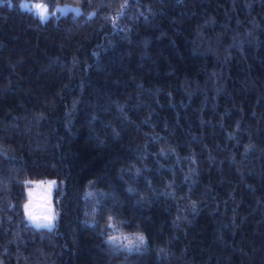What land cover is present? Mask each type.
I'll list each match as a JSON object with an SVG mask.
<instances>
[{
    "label": "trees",
    "instance_id": "16d2710c",
    "mask_svg": "<svg viewBox=\"0 0 264 264\" xmlns=\"http://www.w3.org/2000/svg\"><path fill=\"white\" fill-rule=\"evenodd\" d=\"M0 3V264H264V0ZM54 177L56 218L25 217ZM144 237L108 242L109 225Z\"/></svg>",
    "mask_w": 264,
    "mask_h": 264
},
{
    "label": "rangeland",
    "instance_id": "374dc122",
    "mask_svg": "<svg viewBox=\"0 0 264 264\" xmlns=\"http://www.w3.org/2000/svg\"><path fill=\"white\" fill-rule=\"evenodd\" d=\"M22 3L28 4L29 7L27 9H31L34 13H36L39 16L40 19L41 17L38 14V10L33 7V5L35 4H41L43 6H46L47 12H48L46 18H48L50 15H59V14L66 13L68 11H72L75 13L79 11V7L77 5H73L69 3L55 4L53 6H50L46 0H20L19 5L21 6ZM75 10H78V11H75ZM50 181H55L56 183L52 187V189L49 191L48 182ZM56 186H57V180L54 177L39 178V179L28 181V185L26 186V193H25L26 199L23 202V211H24V215L26 219L32 225L35 226L34 222L31 221L28 218V216H26L25 209H24V205L28 204L29 202L31 203V211L33 212L34 215H37V216H43V215L48 214V208L51 207L52 212L54 214V220L52 222L51 227L54 225L57 213H56V206H55L54 199H53V193H54ZM29 193H31V195H29ZM110 236H124L134 241V244L131 247H127L126 241L121 240L116 244H112L113 246H116V247L118 246V247H122L126 249H131V248H137L141 245L136 241V237L138 236L137 234L125 233L121 231L119 228H117V226L109 228V233L107 235L108 240Z\"/></svg>",
    "mask_w": 264,
    "mask_h": 264
},
{
    "label": "snow or ice",
    "instance_id": "6c2138e0",
    "mask_svg": "<svg viewBox=\"0 0 264 264\" xmlns=\"http://www.w3.org/2000/svg\"><path fill=\"white\" fill-rule=\"evenodd\" d=\"M3 0H0V3H2ZM22 8H28L29 5L28 4H21ZM33 7L35 9L38 10V14L40 15L41 19H45L48 12H47V8L46 6H43L41 4H35L33 5ZM78 11V10H75ZM55 181H50L48 182V189L49 191L52 189V187L55 185ZM29 195H31V193H29ZM24 209H25V214L26 216H28V218L34 222L36 227H51L52 222L54 220V214L52 212L51 207L48 208V214L43 215V216H37L34 215L33 212L31 211V203L29 202L28 204L24 205ZM109 227H114L113 225H109ZM124 240L126 241V246L127 247H131L134 244V241L128 237H124V236H110L108 242L111 244H116L119 241ZM136 241L139 244H143L144 243V237L142 235H138L136 237Z\"/></svg>",
    "mask_w": 264,
    "mask_h": 264
}]
</instances>
